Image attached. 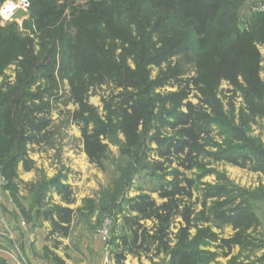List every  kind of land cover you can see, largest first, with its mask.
I'll list each match as a JSON object with an SVG mask.
<instances>
[{"label": "rangeland", "instance_id": "1", "mask_svg": "<svg viewBox=\"0 0 264 264\" xmlns=\"http://www.w3.org/2000/svg\"><path fill=\"white\" fill-rule=\"evenodd\" d=\"M5 1L0 0V5ZM259 3L264 4V0H235L233 5L226 6L204 48L196 46L186 25L177 26L168 18L166 7L152 8L145 0H112L111 19L68 17L64 23L43 32L33 30L28 12L16 13L8 23L0 22V93L12 90L9 107L16 118L25 108H38L39 99L52 105L48 133L40 143L27 144L18 131L8 153H0V171L7 168L5 184L0 187V264H31V253L41 257L42 251L33 250V234H37L34 228L47 235L48 223L42 213L61 205L58 196L50 193L49 183L63 176L76 198L70 208L81 207L87 201L92 205V214L83 211L76 217L70 237L60 239L58 256L65 264H113L111 240L121 234L122 218L134 215L126 210L125 200L148 194L157 204L162 203L158 191L164 181L171 180L169 173L176 168L195 179L192 193L197 204L191 217L202 209L206 186H214L219 180L236 190L237 202L242 197L249 199L260 222L258 230L250 231L247 239L225 256L227 250H218L217 243L206 236L230 238L232 229L218 230L211 223H198L188 230L185 239V233L181 232L184 224L177 217L171 232L173 235L181 232L180 245L212 254L218 264H264V177L213 157L227 148H244L245 144L264 152V121L248 123L241 103L225 99L226 84L209 76L211 65L221 55V47L238 37L256 44L263 58L264 81V30L258 22L264 12H252ZM11 29L14 40L4 35ZM69 43L76 47V58L66 62L64 54L68 53ZM108 66L134 74V93L144 104L145 117L134 151L120 152L119 133L106 141L108 153L102 171L88 162L79 128L70 123L69 114L84 106L104 121L111 116L110 99L119 90L114 84L92 78V71ZM167 76L197 78L202 92L192 90L188 101L171 104L168 94L175 88L153 86ZM186 102L195 106L202 103L209 113L208 106L212 105L220 114L212 116L210 136L202 142L200 152L192 154V169L179 168V161L164 171L168 164L157 156L156 145L149 140L160 134L173 136L171 128L156 127L157 117L173 122L172 113L185 112ZM210 202L207 198V206ZM143 223L151 226L150 222ZM102 231L108 233L105 241L99 235ZM126 259L125 264L134 260L131 256ZM137 261L164 264V256Z\"/></svg>", "mask_w": 264, "mask_h": 264}, {"label": "trees", "instance_id": "2", "mask_svg": "<svg viewBox=\"0 0 264 264\" xmlns=\"http://www.w3.org/2000/svg\"><path fill=\"white\" fill-rule=\"evenodd\" d=\"M112 0H29L28 10L31 16L33 30L43 32L58 24H62L69 17L94 16L101 19H111L113 15ZM152 8H165L168 18L175 25H186L198 48H204L211 36L212 27L218 16L226 6L235 3L231 0H145ZM259 26L264 30V16L259 18ZM256 28V27H255ZM11 30L4 32L9 40H14ZM257 32L260 27L257 26ZM256 32V33H257ZM165 34V33H163ZM162 36V34H161ZM71 42V41H70ZM68 53L64 54V61L70 62L76 58V47L68 44ZM69 55V56H68ZM66 56L67 59H66ZM263 58L252 40L236 37L230 43L221 47L220 57L213 62L209 76L214 81H223L227 88L223 91L225 99L230 102L238 100L244 110L247 122L257 124L264 121V81L261 77ZM53 71H48L51 73ZM93 80L109 82L119 90L110 99L111 116L100 119L96 113L79 107L69 114V121L80 131V140L87 160L98 170H104L105 158L108 153V142L112 134L119 133L120 152L134 151L138 144L139 128L145 117V107L136 88L135 76L132 72L120 67L110 66L101 71H92ZM155 88L169 86L175 88L168 94L170 103L188 101L192 90L202 92L201 82L197 78L182 79L167 76L159 79L153 85ZM12 90L0 93V153L6 154L14 143L18 131L27 144H38L48 133L50 126V103H44L38 108H25L16 118L9 107ZM198 98V96H197ZM199 102L200 99L198 98ZM202 103L197 106L190 102L185 103V112H173V122L157 117L156 127L174 130L172 137L153 136L149 142L156 145L154 151L159 158L164 159L168 167L173 162H181L178 166L186 171L192 169V154L200 152L202 142L211 134L210 125L212 116H219L217 108H203ZM212 114V115H210ZM207 138V139H206ZM150 146V144H149ZM244 148H227L214 154L216 160L258 173L264 177V152L256 147L245 144ZM151 149L149 148V151ZM0 154V155H1ZM181 156L183 158L181 159ZM2 157V156H0ZM161 170V167H157ZM4 167L0 172L4 177ZM171 180L164 181L158 191L162 203L157 204L150 195H138L126 199V210L134 214L125 216L119 223L122 232L112 238L113 253L111 258L114 264H124L127 256L153 260L164 256V264H218L214 255L199 251L192 247L180 245L184 232L185 239L188 230L198 223H211L218 230L230 228L234 232L230 238H221L216 234H209L206 238L217 243L218 250H227L225 256L247 239L250 231L260 227L249 199L243 198L237 202V192L232 186L220 184L206 186L203 195L204 202L199 213L191 217L193 207L197 204L193 199L195 179L187 177L178 168L170 171ZM5 178V177H4ZM50 193H55L61 205L42 213V218L48 223L45 245L42 248L41 258L53 264H65L57 250L60 249V239H67L72 232L76 217L83 211L92 214V205L84 201L81 207L70 208L76 202L70 185L65 183V177L52 179L49 183ZM207 198L211 199L207 206ZM180 217L184 224L179 234H172L171 226L175 219ZM143 222H150L147 227ZM174 242V244H173ZM209 242V244H210ZM50 244V245H49ZM68 258V255H66Z\"/></svg>", "mask_w": 264, "mask_h": 264}, {"label": "built area", "instance_id": "3", "mask_svg": "<svg viewBox=\"0 0 264 264\" xmlns=\"http://www.w3.org/2000/svg\"><path fill=\"white\" fill-rule=\"evenodd\" d=\"M12 4L15 7L12 8L11 11H8V5ZM30 7L29 0H7L0 5V22L8 23L16 13H27ZM252 12H264V4L259 3L252 8ZM5 184V178L0 174V187ZM102 240L105 241L107 239L108 233L106 231L99 232Z\"/></svg>", "mask_w": 264, "mask_h": 264}, {"label": "crops", "instance_id": "4", "mask_svg": "<svg viewBox=\"0 0 264 264\" xmlns=\"http://www.w3.org/2000/svg\"><path fill=\"white\" fill-rule=\"evenodd\" d=\"M249 2H252V1H255V0H248ZM245 11H247V9L245 8ZM7 219H8V217H7ZM9 220V219H8ZM10 223H12L13 224V222L12 221H9ZM11 224V225H12ZM22 225V224H21ZM24 227H26L27 228V224H25L24 225ZM47 230H48V227H47ZM26 231V230H25ZM34 231L36 232L37 231V234L36 235H34L33 234V236H34V246H33V250H35V251H37V252H41L42 251V248L44 247V245H45V233H43V232H41L40 231V229H36L35 230V228H34ZM33 231V232H34ZM23 232V231H22ZM24 233V232H23ZM31 257H32V260H31V264H49L48 263V261H46L45 262V260H43L41 257H37V256H35V255H33L32 253H31ZM133 258V257H132ZM134 260H132V259H129V261L127 262V264H138L137 262V260H139V259H137V258H133ZM127 260V259H126ZM113 261V260H112ZM113 263V262H112ZM114 264V263H113ZM125 264V263H124Z\"/></svg>", "mask_w": 264, "mask_h": 264}, {"label": "clouds", "instance_id": "5", "mask_svg": "<svg viewBox=\"0 0 264 264\" xmlns=\"http://www.w3.org/2000/svg\"><path fill=\"white\" fill-rule=\"evenodd\" d=\"M13 7H15V5L9 4L7 10L11 11Z\"/></svg>", "mask_w": 264, "mask_h": 264}]
</instances>
